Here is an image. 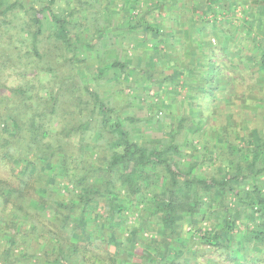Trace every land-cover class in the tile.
I'll list each match as a JSON object with an SVG mask.
<instances>
[{"label": "trees", "instance_id": "trees-1", "mask_svg": "<svg viewBox=\"0 0 264 264\" xmlns=\"http://www.w3.org/2000/svg\"><path fill=\"white\" fill-rule=\"evenodd\" d=\"M58 1L0 0V17L26 15L35 56L2 40L0 69L29 65L53 82L46 95L27 83L0 94V264H264V0H64L57 12ZM165 17L188 25L189 43ZM126 34L138 84L169 87L177 103L167 124L166 100L137 117L96 86L110 68L133 72L129 46L108 51ZM87 52L96 66L82 81ZM61 105L64 140L45 124ZM148 127L161 136L142 139Z\"/></svg>", "mask_w": 264, "mask_h": 264}, {"label": "rangeland", "instance_id": "rangeland-1", "mask_svg": "<svg viewBox=\"0 0 264 264\" xmlns=\"http://www.w3.org/2000/svg\"><path fill=\"white\" fill-rule=\"evenodd\" d=\"M13 1V0H12ZM23 2V4L26 6L29 3H31L32 0H21ZM96 1H103L104 3H107V0H96ZM125 0H118V4L120 5L121 3H123ZM131 2H134V0H129ZM139 1V5L144 2V1H148L149 4H152L154 2V0H138ZM181 1V0H179ZM241 1H245V0H241ZM187 3L190 2V0H186ZM71 6L73 5L72 3H70ZM186 4V3H185ZM189 5V4H186ZM65 6L64 0H59L57 2V4L55 5V9L57 12L61 11V9H63ZM70 8V7H69ZM178 10V9H176ZM181 11V10H178ZM183 14L180 13V15L184 16V18L186 17V13H187V9H183ZM236 12H240L241 14V10L238 9ZM166 11H162L161 16H165ZM218 18H221L222 14L221 13H217ZM26 15H24L22 9H16V11L13 14H9L7 17H0V31L1 34L6 31L7 34L6 35H1L0 34V46L4 47L6 45L9 46H16L19 48V51L21 54H24L25 57H27L29 59V61L35 60V56L34 54L31 52L30 56L28 53L30 44L28 43V37L27 34L25 33V31L22 30V26L25 24V19H26ZM4 20V21H2ZM177 22H173L171 19H169L168 17L164 18V21L161 22L162 26L164 29H172L174 32L173 33H179L182 31L183 29V33L181 36H183V38H185V40H189L188 37V30L191 34V29H188V25L183 23V26L180 28L176 27ZM204 24V22H203ZM51 25V21L48 17L47 14H45V19L43 22V29L45 30V36L48 34L49 31V27ZM180 29V30H179ZM89 31V30H88ZM207 31H203V35H207L208 33H204ZM211 35V36H210ZM209 35L210 38H214L215 34L211 33ZM214 35V36H213ZM178 36V37H181ZM179 39V38H178ZM222 39V38H219ZM2 40L9 42V44H2ZM186 40V41H187ZM218 40V39H217ZM103 41H108L106 38L103 39ZM189 41H187L189 43ZM135 42V39H133L132 37H130L129 35H124L123 37V43L122 44H113L111 46V48L108 49V51H110V54H116L119 58L123 57V50H125L128 46L129 48H127V53L131 57H130V66H134L136 65L137 61V57L138 54L137 53H132V51L130 50V46L133 45L132 43ZM221 41H219V43L216 42V46H220ZM40 46V45H39ZM177 48L174 49L173 48V55L176 57V52ZM142 55V59L146 58V52L142 50V52H140ZM86 56H88V61L89 63H86L87 65L84 64H77L76 65V70H77V78L78 80L81 79L83 81V78L86 79L87 77V70L89 71L90 69H92L94 66H96V63L94 62V59L92 57H89V53H86ZM174 57L173 63H177V64H182L180 62H185L184 60H179L178 58L176 59ZM26 58V61H27ZM2 60H0L1 62ZM35 63V62H33ZM147 64L151 65L149 62H147ZM172 64V66L174 65ZM40 66V65H39ZM2 69H0V84H3L5 86V88H2L0 90V94L3 95L4 93H9V91L7 90L8 88L11 87H16L19 85H25L26 83L29 86V91H27V95H36V93L38 92L39 94H44L46 95V90L43 89V85L47 84H53L50 83V81L52 80L51 75L45 71V70H41V68H37L35 67L34 69H30L29 65L28 66H21L20 68H7V67H1ZM134 70H132L131 74H129V78L126 81L125 75L117 72L116 69L114 68H110L108 70H106L104 72V78L101 80H97L95 81V83H98L96 86L98 87V90L100 91L101 94H104V96L107 98L110 95L112 96V100H113V104H115L117 107L126 109L130 112H132L135 116L137 117H141L144 115H148L151 114L152 112L158 110V108H163L162 106L160 107V102L163 99L164 101L166 100L167 108L162 109V114H166V116L163 117V122L165 124L169 123V117H171V115H173V113L177 112V103H172L171 107L168 106V95H167V90L168 88L165 87H161L159 89H156L155 87H151V88H145L143 85H139L137 78H138V72H137V68L134 66L133 68ZM26 72H25V71ZM62 70H66V68H63ZM167 71L170 70V67L166 68ZM24 72V74L22 73ZM182 76V75H181ZM182 81V77H179L178 79L175 80L174 83H181ZM94 82V81H93ZM128 84L130 85V87H132L131 89H128L130 87H128ZM176 90H178L180 92V94L183 93V89L179 88ZM104 98V97H103ZM156 102V103H154ZM32 108L33 109H40L41 105L36 104L35 102L31 101ZM153 103L155 105H153ZM38 108H37V107ZM199 110V109H198ZM166 112V113H165ZM167 112H169V114L167 115ZM171 112V113H170ZM85 113H87V111H85ZM64 114V107L63 105H61L58 108H56V115H58V117L56 118V115L53 116L51 118L52 125H50L48 123V121L45 122V124L47 125V127L49 126L50 130L54 133H56L54 135L55 138L58 137V139H66L65 134L61 131L62 127L64 124L60 123V120L62 121V115ZM160 114V113H159ZM168 117V118H167ZM58 121V124L57 122ZM167 127V125H166ZM166 129V128H164ZM167 130V129H166ZM95 134V133H94ZM73 136V135H72ZM161 133L159 131H157L155 128L153 127H148L142 134V139L144 140H148V139H152V138H157L160 137ZM63 137V138H62ZM71 137V136H70ZM78 138V135L76 134L75 136H73L71 138V140L73 142H75V139ZM89 140V139H88ZM93 140L90 139V141ZM54 170H56V168H54ZM7 173L6 168L2 167V169L0 170V173L4 174ZM140 207H142V205H139ZM135 215H130L128 214L129 217V221L130 222H134L136 219V212H133ZM251 219V218H250ZM253 221V219H251ZM203 223L202 226H204ZM186 230H189L191 227L188 226L187 224H185L184 227ZM147 233V232H146ZM197 234H195V240L197 242L196 247L200 248V253H199V261L200 262H204V260L206 258H208L211 254L209 252H206L204 254L202 251V245L199 243V236L200 233L196 232ZM151 238V235H150ZM201 242V240H200ZM206 246H204L205 248ZM112 249V247H111ZM218 254V253H217ZM216 255V254H215ZM219 257V256H218ZM216 260L218 261L216 264H221V261L219 258L216 257Z\"/></svg>", "mask_w": 264, "mask_h": 264}]
</instances>
